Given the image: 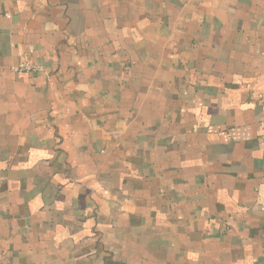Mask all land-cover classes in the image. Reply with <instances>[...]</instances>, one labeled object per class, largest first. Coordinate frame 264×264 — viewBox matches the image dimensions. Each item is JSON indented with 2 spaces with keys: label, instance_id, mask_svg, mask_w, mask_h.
<instances>
[{
  "label": "crops",
  "instance_id": "crops-1",
  "mask_svg": "<svg viewBox=\"0 0 264 264\" xmlns=\"http://www.w3.org/2000/svg\"><path fill=\"white\" fill-rule=\"evenodd\" d=\"M0 264H264V0H0Z\"/></svg>",
  "mask_w": 264,
  "mask_h": 264
},
{
  "label": "built area",
  "instance_id": "built-area-1",
  "mask_svg": "<svg viewBox=\"0 0 264 264\" xmlns=\"http://www.w3.org/2000/svg\"><path fill=\"white\" fill-rule=\"evenodd\" d=\"M38 67L34 66L33 64H31L30 62L23 60L21 62H19L15 67H14V71L20 72V71H34L36 70Z\"/></svg>",
  "mask_w": 264,
  "mask_h": 264
}]
</instances>
